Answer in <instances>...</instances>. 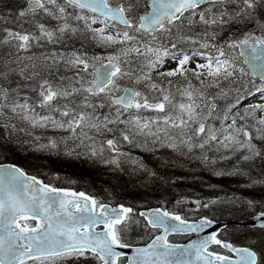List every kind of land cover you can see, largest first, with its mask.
<instances>
[{
    "label": "snow or ice",
    "instance_id": "obj_1",
    "mask_svg": "<svg viewBox=\"0 0 264 264\" xmlns=\"http://www.w3.org/2000/svg\"><path fill=\"white\" fill-rule=\"evenodd\" d=\"M0 264H264V0H0Z\"/></svg>",
    "mask_w": 264,
    "mask_h": 264
},
{
    "label": "trees",
    "instance_id": "obj_2",
    "mask_svg": "<svg viewBox=\"0 0 264 264\" xmlns=\"http://www.w3.org/2000/svg\"><path fill=\"white\" fill-rule=\"evenodd\" d=\"M16 159L22 166L25 165L26 162H25V158L23 154L18 155ZM58 166L72 173L74 176L83 177V181L81 185H84L88 191H101L102 193L101 180L95 174H93L86 166L81 165L79 163L71 162V161L65 164H62V165H58ZM181 171H187L191 173L192 169L189 168V169H184ZM194 174L197 177L202 176L203 179L211 181L212 183H215V184L229 185V184L235 183V180L231 177H213L210 174L202 173L200 171H197ZM187 188L192 193H199L203 195L209 194V190L203 189V185L199 182V179H197L196 181L189 179L187 181Z\"/></svg>",
    "mask_w": 264,
    "mask_h": 264
}]
</instances>
